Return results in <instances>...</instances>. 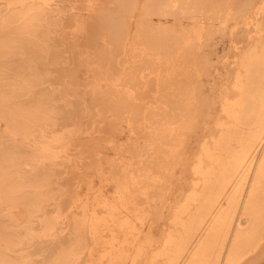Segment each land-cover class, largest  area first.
Wrapping results in <instances>:
<instances>
[{"label":"bare ground","instance_id":"6f19581e","mask_svg":"<svg viewBox=\"0 0 264 264\" xmlns=\"http://www.w3.org/2000/svg\"><path fill=\"white\" fill-rule=\"evenodd\" d=\"M66 1L0 0V122L5 125L0 128V264H264V0H227L232 11L222 14L219 6L226 0H215L211 13H201L188 29L177 27L169 35L163 47L168 54L153 48L163 40L157 28L184 16L193 0H89L82 6ZM69 26L75 43L86 37L91 43L100 41L109 54L120 50L123 57L110 59L123 75L108 95L122 111L132 112L137 128L146 126L141 120L149 113L159 114L146 133L160 159L152 172L160 169L168 181L188 165V157L194 161L192 188L172 208L171 226L160 244L145 255L127 211L133 202L129 186L141 190L149 178L157 181L150 177L151 168L119 182L117 201L100 205L105 215L84 207L81 216L71 219L66 241L53 249L44 243V237L59 229V215L51 217L44 210L51 203L63 205L52 193V184L59 182L52 178L55 167L68 159L66 149L59 148L67 147L78 129L52 132L58 125L80 122V114L72 110L54 113L57 104L73 105L64 98L68 88L51 84L67 72L47 85L49 66L63 53L54 45L67 39L63 35ZM225 37L230 46L220 54L214 48ZM17 62L23 71L14 78ZM106 67L103 60L96 69L104 78L112 74ZM225 74H232L231 82L226 80L231 84L214 95L220 87L216 80L221 75L228 79ZM154 90L166 97L162 111L149 107L147 97H154ZM138 177L146 178L145 185ZM104 236H112L111 241ZM34 238L38 241L31 248ZM36 252L44 258L32 259Z\"/></svg>","mask_w":264,"mask_h":264},{"label":"rangeland","instance_id":"374dc122","mask_svg":"<svg viewBox=\"0 0 264 264\" xmlns=\"http://www.w3.org/2000/svg\"><path fill=\"white\" fill-rule=\"evenodd\" d=\"M66 2H69V0ZM88 2L89 0H71L70 4L76 3L77 5L82 6L83 4H87ZM214 2L215 0H193V2L190 4L195 3L194 7L192 8L190 4H188V7L191 8H188L186 10L184 16L182 17L180 16L176 18V21L170 17L171 18L170 21L163 23L164 26L157 28V31L159 32L161 38L163 39L161 43L163 45L161 46L160 44L153 48L155 50L161 51L163 54L164 53L168 54L169 51L165 48L163 49V47L166 46L167 44L166 39L169 38V35L173 33L177 27H180L182 30L188 29L189 24L194 23V21H197L202 16L201 13H205V11L211 13L214 10L213 8H211V6L214 5ZM224 2H225L224 4L221 3L220 4L221 6H219V8H223L222 11L220 12L221 14L224 10H227L228 12V10L231 9L228 8L230 7V5L227 3L228 1L226 0ZM102 3L104 2L102 1ZM231 5L233 6V4ZM217 9L218 7H216V10ZM18 10L21 11V8L18 7L17 11ZM11 13L12 12L6 13V17L11 15ZM154 18L155 20H157L159 17L155 16ZM66 28L67 31L63 36L66 37L67 39H63L62 41H60L59 45H54V47L63 50V53L58 57V60H55V62L49 66L51 70L50 71L51 74L48 77L47 85H50L49 83H51L52 81L51 79L54 78L55 76H59L61 72L62 74H65L67 72L66 73L67 77L58 80L57 82H55L56 84L55 83H51V84H53L54 86L57 85L58 87L64 86L68 88L69 91L67 92L66 95H64V98L66 97L67 99H69V101L73 105L71 108L69 107L66 108L60 104H57V106L54 109L55 110L54 113H70L72 110L75 114H80L79 115L80 122L78 124L74 122L71 124L70 122H68V125L67 123L64 124L63 126L58 125L55 128V131L52 132L53 134H61L64 133L65 131L67 132L78 129L76 134H74V138L71 141V143L67 147L61 146L59 148L61 150L66 149L68 154L67 156L68 159L64 161L63 165L61 166L57 165L55 167L54 170L55 174L52 176V178L55 179L57 177V181L59 182L57 184L54 183L52 184V188H53L52 193L55 195V197H57L55 202H58L60 199L59 201L60 203L63 199V205H54L51 203L46 206L44 212L47 213L48 216L52 217L59 215V219L57 220L59 229L55 234L49 233L46 237H44L46 238L44 243L53 249L55 245H59V243H61L64 240L66 241L67 237L70 236L71 234L70 232L72 230V225L70 224L71 219L73 218V216H78V217L81 216L84 207H85L84 210L88 213H90L89 211L90 208L91 210L94 208L100 216L105 215L106 213L104 212L102 207H100V205H102V203L104 202L115 203L117 201L116 197L119 195V191H121V188H119L120 187L119 182H124V180L129 181L130 173L132 174L135 173L134 175L136 176L138 173L141 172L145 173L146 169L151 168L149 171V173L151 174L150 177L155 175L157 181H154L152 178H149L147 180L148 185H146V187L141 190L137 187V185L129 186L131 199L133 202L131 203V205H129L128 207L129 210L127 211L128 215L130 216L132 222L136 227L135 234L137 235V239H138L137 246L139 244L144 245L143 250L145 252L144 253L145 255L146 252H148L147 250L150 249L152 250L153 248H155L154 245L160 244L162 238H164L165 236L166 230H168L169 227L171 226L170 216L172 215V212L174 211L175 208H177L184 202L185 195L192 188L191 182L193 179H195V177L189 173H190L191 165L194 162L193 158L192 156L187 158V160L189 158L190 159L189 161L186 160L187 161L186 163L190 165L188 166L187 164H185V167L182 165V167H184V169L182 168L183 169L182 172H180V169L177 170L176 175L173 178H169L171 181L169 179L168 181L166 180V177H164L162 173H160V169H158L159 170L158 172L160 174L158 172L156 173L152 172V171L155 172L156 170L152 165H155V163L159 162L160 159L157 157L158 154L154 152L155 150L153 149L154 146L149 145L148 141H146V138H148L146 133L152 130V128L150 127L152 124V120L154 118H157L159 114L156 117L151 113H149L148 114L149 116H147L146 118L147 120L146 119L141 120V122L144 121L142 125L145 124L146 126L137 128L136 126L138 125L137 121L131 118L133 116L132 112L127 111V108L122 111L123 106H121L120 104L115 105L114 100L116 98L111 95H108L111 94L110 93L111 87H114V83L118 82V80L116 79L123 75L121 74V70H117L119 68L115 67V62L112 64L111 62L112 58L110 59V57H114L115 54H118L117 58L123 57V55L120 54V50L116 51V49H114L111 52L112 54L111 53L109 54L108 50L102 49V46H100L101 43L100 41H98L97 44L91 43L90 40L86 37L83 38V40L81 39L80 41H78V43H75L74 41L71 40V37L73 36L71 34L74 31V27L69 26ZM131 29L132 31L134 30L137 31L138 28L136 27L134 28V25H132ZM225 38L226 40H224ZM225 38L223 39L224 41L223 40L221 42L219 41V44L216 46V48H214V50L216 49V51H218L220 54L223 53L224 49H227V47L230 46L229 39L227 37ZM245 38L247 39V37H244V40H246ZM240 43L241 44L243 43V37H241ZM91 52L93 53L95 52V54H93L92 57H88L87 54ZM64 60L65 62H63ZM103 60L107 62L106 68H108L112 73L111 74L112 76L110 74L106 76L108 78H104V75L102 76L96 71L98 65ZM13 67H14L13 76L14 78H18L19 75L21 74V71H23V68L21 64H18V62ZM65 68L66 69L68 68V70L65 71ZM113 74L115 75L113 76ZM227 78L228 79H226V77L224 78V75H221V77L216 80L218 83L217 86L219 85L220 87H218L219 88L218 91L216 90L217 94L215 93L214 95L218 96L219 93L221 92L220 89L224 90V87L227 86L228 83H229L228 85L231 84L230 82L232 80L231 79L232 74L228 75ZM226 80H230V82ZM66 82H68V85L66 84ZM119 83L121 84L118 86V89H122L123 82L119 81ZM124 83L127 85H133V83L131 82H124ZM221 83L223 84V86ZM118 89L115 90L114 93H116ZM133 91H135V89ZM160 93L161 90H159L158 92H155L154 90L153 95L155 96L154 97L150 96L151 98L147 97L148 100L150 99L151 101H154V102L151 101L149 102V107L151 108V110L156 109L162 111L163 108L165 107L164 101L166 100V97L164 96L163 98H161L162 96ZM147 98L144 99L143 101L146 102ZM157 98H159L160 100ZM135 102H137V99H135ZM110 104L113 106H111ZM121 111L123 112V114ZM119 112H121V114ZM161 115L164 114L162 113ZM119 117H121L122 119H119ZM117 119L119 120L117 121ZM57 122H59V120ZM0 123H1L0 128L3 129L5 126L4 121L1 120ZM156 124L158 125V123ZM135 129H139V130L135 131ZM112 134H114L113 137ZM114 137L115 138L117 137V139H115ZM114 140H116L117 143ZM127 166L128 168L126 169ZM125 172H128V175H126ZM189 176L190 178H188ZM135 178L137 179V177ZM138 179L140 180L144 179L145 181L141 182L140 185H142L143 183H144L143 185H145L146 182L145 177H138ZM143 191L146 192V194H144ZM151 192L153 195H155V197L152 196ZM71 196H72V202H70ZM143 198L145 199L143 200ZM180 198H182V200ZM140 200L145 202H142ZM50 201L53 202V200ZM74 202H76L75 204L78 205H74ZM139 202H141V204L143 205L139 204ZM154 215L155 217H153ZM140 216L141 218H138ZM158 221L160 225L158 224ZM35 225L36 228H39L38 223ZM154 228H156L157 231L154 230ZM129 237L132 238L133 236L129 235ZM159 237L161 239H159ZM111 239L112 236H104L103 238V240L106 242L111 241ZM148 239L150 240V242H147ZM37 241L38 239L34 238L31 242L32 244L30 247L33 248L32 246ZM130 242L132 241L130 240ZM132 243L134 244V242ZM132 243L129 244L130 246L133 247ZM134 249L135 247H133V250ZM44 253L46 255L47 251H45ZM31 258L34 260L35 259L41 260L44 258V255L40 254L39 252H36L31 255ZM83 258L86 259V256L82 257V259Z\"/></svg>","mask_w":264,"mask_h":264}]
</instances>
